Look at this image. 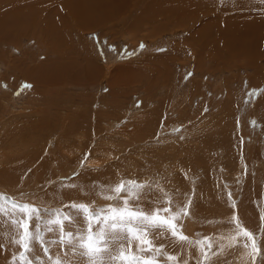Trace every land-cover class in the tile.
Returning <instances> with one entry per match:
<instances>
[{
    "label": "rangeland",
    "instance_id": "1",
    "mask_svg": "<svg viewBox=\"0 0 264 264\" xmlns=\"http://www.w3.org/2000/svg\"><path fill=\"white\" fill-rule=\"evenodd\" d=\"M23 1L0 0V25L7 20L4 27L10 34L0 39L4 50L0 48V53L6 52L0 61L5 59L6 68H21L25 51L19 54V47H23L34 53L25 58L29 67L52 70L58 63L72 62L82 69L83 84L84 70L94 72L88 83L70 88L59 84L61 75L53 77L54 82L35 83L32 74L28 79L20 75L16 82L0 68V80H5L0 84V144L23 142L13 145L17 162L10 164L12 175L8 172L0 182V208L4 210L0 213V264H20V249L10 242L18 234L11 221L20 218L14 204L40 209L31 227L33 232L38 228L47 243L55 238L46 223L53 211L61 208L70 213L64 206L72 203L93 209L122 207L120 199L105 198L114 195L112 189L121 181L144 185L137 189L138 199L121 194L130 206L148 214L164 208L171 211L160 215L180 213L176 223L187 240H178L167 229L150 228L145 239L152 242L151 252L137 251L135 240L130 247L127 240L117 243L116 252L123 243L124 251L152 256L157 264H233V252L247 239L235 237L238 243L222 248L218 235L237 230V223L253 234L264 252V0H251L255 2L251 5L250 0H119L97 15L87 11L84 2L77 8L78 0H48L44 11L30 4L25 14L24 9L12 10ZM232 5L236 9L228 8ZM182 6L195 11L163 13L173 7L181 11ZM208 7L224 11L207 14ZM243 7L251 11L241 14L238 9ZM68 14L80 15L75 19ZM51 15L64 17L67 24L59 25L61 19L57 20V28L49 29L52 36L34 28L35 22L46 23ZM251 24L257 28L250 30ZM204 26L209 30L205 44L201 34H196ZM41 35L48 44L40 43ZM89 85L96 88L89 89ZM82 86L86 89L81 90ZM76 114L83 119H71ZM93 178H104V183L89 186L88 194L75 186L85 181L90 185ZM66 191L74 193L62 196ZM184 211H188L186 216ZM205 240L210 247L198 243ZM48 247L53 255L66 252L58 244ZM68 255L74 264H87L88 258L79 253ZM168 255L176 259L169 262ZM263 259L264 255L257 264ZM27 261L50 264L39 248L28 254Z\"/></svg>",
    "mask_w": 264,
    "mask_h": 264
},
{
    "label": "snow or ice",
    "instance_id": "2",
    "mask_svg": "<svg viewBox=\"0 0 264 264\" xmlns=\"http://www.w3.org/2000/svg\"><path fill=\"white\" fill-rule=\"evenodd\" d=\"M143 47V45H141ZM144 185L135 181L127 183L121 181L112 191L114 195L105 197L109 200L121 199L122 207L109 205L107 207L91 208L87 204H69L64 208H70V213H65L58 208L52 212L51 217L46 221L49 233H55V238L45 242L39 229L32 231L33 219H39L40 209L30 204H14V212L20 213V218L12 219L11 223L18 234L11 237L10 242L18 245L20 264H26L29 253L37 248L44 253L50 264H74L68 254L79 253L80 256L87 257V264H157V260L152 256H141L130 251H124L123 243H120L118 252L115 245L127 240L129 247L133 240L137 241V251L151 252L153 245L145 236L148 229H167L170 234L180 241L187 240V237L179 234L177 221L180 213L172 216L160 215V212L168 213L170 208L158 209L153 214H148L138 207L129 205L128 198H122V193H127V197L138 199L137 189H143ZM0 208V213H3ZM186 211L183 215H187ZM236 216L232 217L236 221ZM82 223V227H81ZM74 229H81L79 233ZM237 235L243 236L248 243L244 246L250 248L249 255L253 264H257L259 257L264 255L258 246L255 237L248 230L236 224ZM202 246L207 244V240L198 242ZM49 244H58L61 250H66L64 255H53L48 247ZM210 247V244H207ZM2 247V245H0ZM161 248L156 249L160 254ZM167 261H174L176 258L168 255ZM30 264V261H27ZM264 264V262H262Z\"/></svg>",
    "mask_w": 264,
    "mask_h": 264
},
{
    "label": "bare ground",
    "instance_id": "3",
    "mask_svg": "<svg viewBox=\"0 0 264 264\" xmlns=\"http://www.w3.org/2000/svg\"><path fill=\"white\" fill-rule=\"evenodd\" d=\"M40 1H42V2H40ZM90 1L91 0H84V1H82V0H78L77 1V5H78V7L77 8H80L81 7V4L84 2L85 3V5H86V8H87V11H89V12H91V13H93V14H96L97 15V13H99V12H101V11H108L109 9H110V7L112 6V5H114V4H116L119 0H116V1H114V2H112V3H110V1L111 0H107L109 3L107 4V5H103V4H98V1H102V0H92L91 1V3H90ZM44 2H46V3H48V0H24L22 3H21V6H20V8H16L15 6H13L12 7V10H15V9H24V10H22L23 12L22 13H28V10H29V5L30 4H33L34 6L35 5H37V7L39 8V9H41L42 11H44V9L45 8H43L42 6H43V3ZM219 2H221V1H219ZM236 2V1H235ZM244 3V2H243ZM249 3H250V5H251V3H255V2H253V1H249ZM233 4H234V2H233ZM238 4V3H237ZM246 4V3H245ZM222 5V4H221ZM17 7H19V5H16ZM188 6H190V5H188ZM243 6V5H242ZM222 7V6H221ZM225 7V6H224ZM14 8V9H13ZM34 8V7H33ZM121 7H119L118 9H120ZM209 8V7H208ZM228 8H231V9H236V5H232V6H230V7H228ZM248 9H249V12L251 11V8H246V7H243L242 9H238V11L241 13V14H245V13H247L248 12ZM174 10V11H173ZM188 10V11H187ZM201 10V9H200ZM218 11V13H220V12H222V11H224L223 9H221V8H213V7H210L209 8V11L207 12V14H215V11ZM165 11V12H164ZM195 10H194V7H187V6H182V9H181V11H180V9H177V8H175L174 9V7L172 8V11H170V10H163V13H166V14H180V12L182 13V14H193V12H194ZM192 12V13H191ZM202 12V11H201ZM230 12V11H229ZM31 14H33V9H32V11H31ZM204 14V13H203ZM206 14V13H205ZM253 14H255V12L253 13ZM256 14H259V11L258 12H256ZM9 14H7V16H8ZM21 15V17H22V15L23 14H20ZM69 16L71 15V16H73V17H75V19L80 15V14H68ZM87 15H90V14H87ZM103 15V14H102ZM3 16V15H2ZM92 16H94V15H92ZM167 16V15H166ZM172 16V15H171ZM20 17V16H19ZM20 17V18H21ZM198 17V16H197ZM231 17V16H230ZM254 17H256V16H254ZM167 18V17H166ZM171 18V17H170ZM170 18H169V20H170ZM196 18V17H195ZM60 19H61V23H59V25L60 24H64V23H66L67 24V22H66V20H65V18L64 17H59V16H52L51 15V18L50 19H48V20H46V23H41V22H35L34 24H33V26H34V28H42V29H44V30H47V33L50 35V36H52V33H51V31L49 30V29H53V28H57V27H55L56 25H58L57 24V20L58 21H60ZM97 19H98V17H97ZM100 19V18H99ZM99 19H98V21H99ZM91 20V19H90ZM173 20H175V19H173ZM4 21V20H3ZM2 21V22H3ZM233 22V21H232ZM1 23V22H0ZM4 23V22H3ZM40 23H41V25H40ZM56 23V24H55ZM226 24V23H225ZM232 24V23H231ZM8 25V21L6 20V23H5V25H0V39L1 38H3V39H7V38H9L10 37V34H9V32H8V30L6 29L7 26ZM86 25L88 26V27H91V26H93V24L91 23V22H87L86 23ZM230 25V24H229ZM6 28H5V27ZM224 26V25H223ZM231 26V25H230ZM64 27V26H63ZM68 27V26H67ZM250 27L252 28V29H250V30H253L254 28H257V25H255V24H251L250 25ZM21 30L24 28L22 25L19 27ZM208 27H203L201 30H198V32L196 33L197 35H199V34H201V36H202V39L204 40L203 42H204V44H205V42H207L209 39V30L207 29ZM232 28V27H231ZM10 29H12V28H10ZM66 29V28H65ZM64 29V30H65ZM68 29V28H67ZM90 29V28H89ZM227 29V28H226ZM262 29V28H261ZM233 30V29H232ZM263 30V29H262ZM212 31V30H211ZM228 31H230V29L228 30ZM231 32V31H230ZM233 32V31H232ZM23 35V34H22ZM210 35H212V33L210 32ZM206 36H208V38L206 37ZM41 37H42V39H41V42L40 43H46V44H48V40H47V38L46 37H44L43 35H41ZM214 37V35L212 36V38ZM233 38V37H232ZM213 41H214V39H213ZM215 44V43H214ZM45 46V45H44ZM44 46H42V47H44ZM204 47H205V45H204ZM208 47H209V49H208ZM207 47V50H206V52L208 53V56L210 55L209 54V51H212V49H213V45H210V46H208ZM1 48V47H0ZM49 49V52H50V50L52 49V46H50L49 45V47H48ZM175 49V48H174ZM1 50H3V48H1ZM202 50V49H201ZM4 51V50H3ZM25 51V54H26V56H25V54L23 53ZM44 51H45V49H44ZM200 51V50H199ZM205 51V50H204ZM256 51V50H255ZM4 53H6V52H4ZM4 53L3 52H1L0 53V55L2 56V57H4V58H6L5 56H4ZM42 52L41 51H39V52H37V56H41L42 54H41ZM203 53H205V52H203ZM203 53H200V54H198V55H202L203 56ZM19 54H24V55H22L23 56V58L22 59H20L21 60V68H19V66L18 65H13V66H11V68L10 69H8V68H6V63L4 62L5 61V59H3V60H1L0 61V68H3V70H4V72L9 76V77H11L10 75H12V78H13V80H15L16 82H18L19 81V77H20V75H21V78L24 76L26 79H28V77H30V75L32 74V77H33V79H34V83H35V81H37V82H40V81H42V80H54L56 77V75H61V77L63 78V82H59V84H68L69 86H70V88H72V87H77V85H84V84H86V83H88L87 82V80H88V78L89 77H92V74H93V72H94V69H90V68H87L86 70H84V72H83V76H84V79H85V82L86 83H82V79H81V77H80V72H81V70H78V66L76 65V64H74V63H72V62H69V63H58V65L60 66H53L51 69L54 71H52V70H47V69H42V68H40L39 67V65L38 66H28L29 64L27 63V60L25 59L27 56L29 57L30 56V58L32 57V54H34V53H30V51L28 50V49H25V48H23V47H19ZM184 54H186L185 53V51H184V53H183V55ZM43 55H44V53H43ZM36 57V56H35ZM184 57H185V55H184ZM204 57V56H203ZM29 59V58H28ZM30 60V59H29ZM28 60V61H29ZM35 60V59H34ZM158 60V59H157ZM239 61V60H238ZM245 60L243 59V60H240L239 62L240 63H242V62H244ZM23 62L24 63H26L25 65L23 64ZM30 62V61H29ZM158 62V61H157ZM155 63H156V61H155ZM22 64H23V66H22ZM32 64V63H31ZM67 64V65H66ZM160 64H161V62H160ZM55 65V64H54ZM66 65V69L65 68H63V66H65ZM183 65V64H182ZM25 66H28V67H25ZM155 67V66H154ZM85 68V67H84ZM153 71V70H152ZM161 72V71H160ZM155 73H157V71L155 72ZM159 73V72H158ZM41 76H40V75ZM165 74V73H164ZM2 75V74H1ZM0 75V76H1ZM137 75V74H136ZM135 75V76H136ZM140 75V74H139ZM15 76H18V77H15ZM43 76V77H42ZM162 76V75H161ZM164 76V75H163ZM53 77H55V78H53ZM67 77H68V79H67ZM130 77H132V76H130ZM140 77V76H139ZM141 77H143V75L141 76ZM155 77H157V76H155ZM137 78V77H136ZM143 78H145V77H143ZM141 79V78H140ZM146 79V78H145ZM22 80V79H21ZM48 80V81H49ZM55 80H57V79H55ZM60 80V79H59ZM58 80V81H59ZM68 80V81H67ZM139 80V79H138ZM157 80V79H156ZM3 81H5L4 79H3ZM2 80H0V84L1 83H3L4 84V82H3ZM147 81V80H146ZM145 81V82H146ZM149 81V80H148ZM54 82V81H53ZM144 82V81H143ZM159 82H160V80H159ZM8 83V82H7ZM30 83V82H29ZM56 83H57V81H56ZM21 84V83H20ZM23 85V84H22ZM47 86V85H46ZM56 86H57V84H56ZM62 86V85H61ZM68 86V87H69ZM60 87V86H59ZM96 88V86H94V85H89L88 86V88L90 89V88ZM99 87V86H98ZM97 87V88H98ZM1 88H3V87H1ZM31 88V87H30ZM60 88H62V87H60ZM63 88H64V85H63ZM87 88V89H88ZM94 88V89H95ZM83 89H86V87L85 86H82L81 87V90H83ZM93 89V90H94ZM33 92V91H32ZM95 92H96V90H95ZM95 92H94V96H95ZM170 96V95H169ZM94 99H95V97H94ZM170 99V98H169ZM171 100V99H170ZM72 101V100H71ZM66 102H67V100H66ZM71 103V102H70ZM64 104V103H63ZM169 104V103H168ZM66 105V104H65ZM110 105V104H109ZM171 105V104H170ZM175 105V104H174ZM174 105H172V106H174ZM85 106H87V105H85ZM94 106V105H93ZM81 107H82V105H81ZM113 108V107H112ZM213 110V109H212ZM217 110V109H216ZM45 112H47V111H45ZM51 112V111H50ZM120 112V111H119ZM40 113V112H39ZM44 113V112H43ZM60 113V112H59ZM75 113H76V111H75ZM46 114V113H45ZM67 114V113H66ZM213 114V113H212ZM48 115V114H47ZM67 116V115H66ZM37 117V116H36ZM83 115H77L76 114V116H74V117H70L71 119H74V121H75V119L76 118H78V119H83ZM1 118L2 117H0V120H1ZM48 118V116H45V118L43 119H41V122H44V120H46ZM252 118V117H251ZM61 119H62V117H61ZM148 119V118H147ZM25 120H26V118H25ZM10 122V121H9ZM31 122H32V120H31ZM61 122H62V124H61V127H63L64 126V121H63V119L61 120ZM147 122V121H146ZM162 122V121H161ZM142 123H143V121H142ZM148 123V122H147ZM151 123H153V122H151ZM4 124V123H3ZM17 124H19V123H17ZM22 124V123H21ZM35 124V123H34ZM149 124H150V122H149ZM10 125H12V122L11 123H8V126H10ZM65 125L67 126L68 125V122H65ZM50 126H52V125H50ZM1 127V126H0ZM58 127V126H57ZM3 128V127H2ZM8 128V127H7ZM50 128H52V127H50ZM164 128V127H163ZM162 128V129H163ZM30 129V128H29ZM145 129V128H144ZM18 130V129H17ZM41 130V129H40ZM47 130V129H46ZM60 130H61V132H63V129H61L60 128ZM147 130V129H146ZM216 130V129H215ZM4 131H6V128H4L3 130H2V132H4ZM20 131V130H19ZM145 132V131H144ZM143 132V133H144ZM1 133V132H0ZM7 133V132H6ZM7 134H9L10 135V133L8 132ZM18 134V133H17ZM146 134H147V132H146ZM48 135V134H47ZM34 136V135H33ZM51 136V135H50ZM27 137H29V136H27ZM42 137V136H41ZM79 137H81V136H79ZM23 138V137H22ZM40 138V137H39ZM14 139V138H13ZM37 139V138H36ZM35 139V140H36ZM30 140V139H29ZM28 140V141H29ZM34 140V139H33ZM38 142V141H37ZM42 142V141H41ZM23 142H21V141H19V145L20 144H22ZM14 140H11L8 144H4V143H1L0 144V164L1 165H3V167H1L0 168V182L5 178V177H7V175H8V172L12 175V173H11V169L9 170V167L12 165V164H15L17 161H16V159H14V158H16V156H15V153H14V151H12V149L14 150V148H13V145H15V146H17L18 145ZM24 145V144H23ZM21 146V145H20ZM24 146H27L26 144L24 145ZM19 147V146H18ZM4 148L5 149H8L11 153H12V155L13 156H11V155H9V154H7V152L5 153L4 151ZM63 148H65V147H63ZM71 148V147H70ZM203 148V147H202ZM15 149H17V148H15ZM198 149V148H197ZM7 150V151H8ZM20 150V149H19ZM18 150V151H19ZM72 150V149H71ZM20 151H22V148H21V150ZM19 151V152H20ZM196 151V150H195ZM199 151V150H198ZM47 152V151H46ZM49 152V151H48ZM66 152V151H65ZM75 152V151H74ZM181 152V151H180ZM71 153V152H70ZM103 153H108V156L110 155V152H104L103 151ZM203 153V152H202ZM51 154V153H50ZM180 154V153H179ZM182 154V153H181ZM187 154V153H186ZM31 155V154H30ZM191 155V154H190ZM189 155V156H190ZM194 155V154H193ZM192 155V157H194ZM190 158V157H189ZM193 159V158H192ZM199 160H200V158H198ZM197 159V160H198ZM190 160H191V158H190ZM34 161V160H33ZM204 161V160H203ZM252 161V160H251ZM185 162V161H184ZM12 163V164H11ZM11 164V165H10ZM32 164V163H31ZM92 164V163H91ZM97 164V163H96ZM195 164V163H194ZM242 164V163H241ZM6 165H9V166H6ZM187 165V164H186ZM196 165H198V164H196ZM96 166V165H95ZM191 166V165H190ZM94 167V166H93ZM192 167V166H191ZM194 167V166H193ZM177 168V167H176ZM180 169H181V167H180ZM184 169H187V168H184ZM191 171H192V169H191ZM190 170H189V172H191ZM230 171V170H229ZM234 171V170H233ZM234 175H236L237 174V172L235 173H233ZM46 179H47V177H46ZM104 179V178H103ZM103 179H101V178H98V179H92L91 180V182H90V185H89V183L88 182H84V183H76L75 184V186L78 188V190L79 191H81V192H84V194L86 193V194H88L90 191H89V186H91V188H93L94 186H96L97 184H103L104 182H103ZM32 181V180H31ZM227 183H229V182H227ZM71 186V185H70ZM74 186V185H73ZM101 187V186H100ZM218 190V189H217ZM228 192V191H227ZM73 193L74 192H71V191H66V192H63L62 193V196H63V194H65V196L66 195H73ZM229 193H231V192H229ZM245 194V193H244ZM94 195V194H93ZM92 195V196H93ZM231 195H232V193H231ZM56 196V195H55ZM91 196V197H92ZM53 198V197H52ZM90 198V197H89ZM83 199H84V197H83ZM88 200V199H87ZM121 200V199H120ZM48 201V200H47ZM119 201V200H118ZM242 202H244L245 201V199H244V197H243V199L241 200ZM86 202V201H85ZM229 210V209H228ZM188 212V211H187ZM226 212H227V210H226ZM225 212V213H226ZM190 213V212H189ZM192 213V212H191ZM228 213V212H227ZM233 213V211L231 212V214ZM235 215V214H234ZM188 217V216H187ZM221 217V216H220ZM238 218V217H237ZM186 219V218H185ZM189 221H190V219H189ZM222 221V220H221ZM246 221V220H245ZM188 223V222H187ZM240 223L241 224H243L241 221H240ZM190 224V223H189ZM247 225V224H246ZM222 230V229H221ZM216 233H217V231H216ZM44 234V233H43ZM218 237L219 238H221V239H223V241L222 242H220V244H221V247L223 248L224 246H227V247H232L235 243H238V241H236V239H235V237H238V235H237V230H228V231H222L221 232V234H219L218 235ZM241 248H239V249H237L235 252H233V254H232V259L230 260V262L231 263H233V264H251L252 263V259H251V256L249 255V252H250V248H246V247H244V242H241ZM264 245V244H263ZM263 248H264V246H263ZM16 253V252H15ZM8 255V254H7ZM12 255V254H11ZM231 255V254H230ZM263 261H264V259H263Z\"/></svg>",
    "mask_w": 264,
    "mask_h": 264
}]
</instances>
